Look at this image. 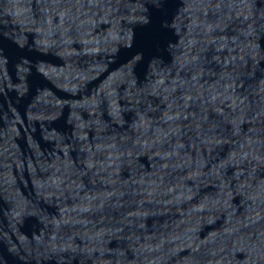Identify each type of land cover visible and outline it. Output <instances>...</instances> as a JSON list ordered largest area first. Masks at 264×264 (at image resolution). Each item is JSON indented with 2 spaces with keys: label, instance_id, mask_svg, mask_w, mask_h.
<instances>
[{
  "label": "water",
  "instance_id": "water-1",
  "mask_svg": "<svg viewBox=\"0 0 264 264\" xmlns=\"http://www.w3.org/2000/svg\"><path fill=\"white\" fill-rule=\"evenodd\" d=\"M0 264H264V0H0Z\"/></svg>",
  "mask_w": 264,
  "mask_h": 264
}]
</instances>
